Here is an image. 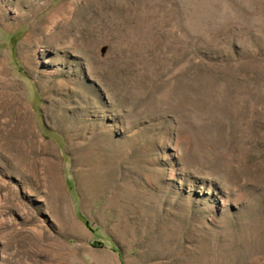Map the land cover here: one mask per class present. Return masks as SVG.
<instances>
[{
  "label": "rangeland",
  "instance_id": "rangeland-1",
  "mask_svg": "<svg viewBox=\"0 0 264 264\" xmlns=\"http://www.w3.org/2000/svg\"><path fill=\"white\" fill-rule=\"evenodd\" d=\"M0 264H264V0H0Z\"/></svg>",
  "mask_w": 264,
  "mask_h": 264
}]
</instances>
